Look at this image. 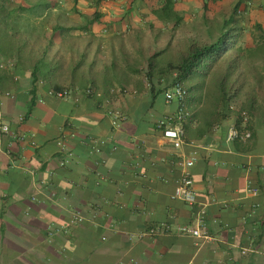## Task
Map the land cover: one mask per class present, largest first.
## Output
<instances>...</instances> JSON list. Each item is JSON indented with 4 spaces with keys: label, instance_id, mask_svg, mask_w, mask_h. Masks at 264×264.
Instances as JSON below:
<instances>
[{
    "label": "crops",
    "instance_id": "crops-1",
    "mask_svg": "<svg viewBox=\"0 0 264 264\" xmlns=\"http://www.w3.org/2000/svg\"><path fill=\"white\" fill-rule=\"evenodd\" d=\"M237 2L175 0V24L155 15L163 0H101L89 59L103 61L98 71L122 60L124 83L73 84L69 73L37 80L0 36V264H264V93L239 120L221 111L214 85L186 80L190 115L176 148L158 128L177 109L164 96L172 80L148 78L145 61L170 42L216 38ZM240 10L233 32L264 26L255 3ZM57 86L69 96L49 93ZM117 110L126 118L113 124ZM232 127L239 135L228 139ZM192 156L194 205L173 197L179 161ZM203 207L212 239L201 245L175 228L194 224ZM162 224L170 230L150 232Z\"/></svg>",
    "mask_w": 264,
    "mask_h": 264
},
{
    "label": "trees",
    "instance_id": "trees-1",
    "mask_svg": "<svg viewBox=\"0 0 264 264\" xmlns=\"http://www.w3.org/2000/svg\"><path fill=\"white\" fill-rule=\"evenodd\" d=\"M72 1L73 5L67 8V0H0L3 43H8L9 51L17 54L20 64L33 70L37 80L41 77L48 83L69 73L73 84L95 85L99 79L108 84L114 81L124 83L126 74L119 69L122 60L105 59L104 67L98 71L97 67L103 61L89 59L87 38L94 36L89 24L101 21L103 13L98 10L101 0H95L91 14L81 10L79 2L82 0ZM244 2L238 0L216 38L196 36L182 39L155 52L145 60L148 78H170L172 83L184 84L186 80L205 73L204 82L215 81L221 111H236L240 120L243 112L256 106L258 88L264 86V26H256L262 32V40L247 46H235L241 32H233L231 24L241 15L240 7ZM163 3L155 15L166 22L180 23L182 16L173 10L175 0H163ZM71 13L78 14L79 19L71 18ZM36 20L40 21L37 23ZM55 36L61 37L59 43L54 42ZM81 36H85V43L80 42ZM133 63L139 65L140 60ZM62 89L57 86L54 91ZM230 105L236 109H231Z\"/></svg>",
    "mask_w": 264,
    "mask_h": 264
},
{
    "label": "built area",
    "instance_id": "built-area-1",
    "mask_svg": "<svg viewBox=\"0 0 264 264\" xmlns=\"http://www.w3.org/2000/svg\"><path fill=\"white\" fill-rule=\"evenodd\" d=\"M87 93H96L100 95L99 91H96L94 88H88L86 90ZM113 93H122L127 94L130 91L126 88H113ZM49 93L55 94L59 97H68L70 94V90L65 89L61 91H53L50 90ZM164 96L167 102L176 101L177 109L174 113L162 117L158 121V128L161 129L162 134L165 138L169 139L176 148H181L184 144L185 140V130H184V122L189 117L190 112L187 106L188 99V89L186 86L180 82L172 83L164 90ZM231 109H236L234 105H230ZM113 115V124H119L126 117L120 112L115 111L112 112ZM243 115L246 116V112H243ZM2 131L9 132L10 127L8 124H3L1 126ZM239 135V130L235 127H232L228 133V139L235 138ZM249 136V133L245 134ZM60 144L64 145L62 142ZM195 163V156L188 158H181L179 164L182 166V173L178 180L175 192L173 197L179 198L186 202L187 204L194 205L197 203V194L194 188V182L190 174V168ZM253 193H256L257 190L252 189ZM206 213L205 208L203 207L198 214V218L194 224H181L176 226L175 232L181 235H190L196 237L201 240V245L206 244L212 239V236L208 233V231L204 228L203 217ZM83 218L81 216H77V220L81 221ZM159 228V229H158ZM158 228H153L150 230L151 233L158 232H168L170 230L169 225L162 224ZM147 232H143L142 235Z\"/></svg>",
    "mask_w": 264,
    "mask_h": 264
},
{
    "label": "rangeland",
    "instance_id": "rangeland-1",
    "mask_svg": "<svg viewBox=\"0 0 264 264\" xmlns=\"http://www.w3.org/2000/svg\"><path fill=\"white\" fill-rule=\"evenodd\" d=\"M250 1H251V3H255V5H257V9L260 10V12H257V14L259 15V18L264 19V0H253V2H252V0H250ZM72 2H73L72 0H67L66 4H68V6H70V4ZM79 6H80L81 10H83L89 14H91L94 10V8L92 7L93 5H88V2H86L85 0L80 1ZM243 12L244 11H242L240 14H242ZM70 17L74 18V19H79V15L75 14V13H71ZM256 26L257 25H254V24L251 25L250 28L248 29V32L246 31L247 32L246 36L243 34L242 30H240L241 35L239 36L238 41H236L235 46H247V45H251V44H254L255 42H257V39H258V41L262 40L263 39L262 38V36H263L262 32L259 31V29H257ZM215 30L217 31L218 28L216 27ZM177 39H179V38H177ZM198 75L200 76V78H202V82H204V78H205L206 74L201 73ZM209 83L214 85L215 81L214 80L212 81V79H210ZM201 87H203V84L201 85ZM259 88H260V93H264V86H263V88H261V87H259ZM213 89H214V86H213Z\"/></svg>",
    "mask_w": 264,
    "mask_h": 264
}]
</instances>
